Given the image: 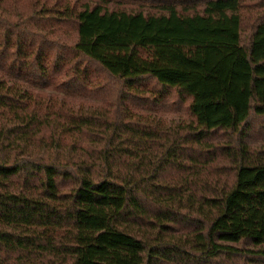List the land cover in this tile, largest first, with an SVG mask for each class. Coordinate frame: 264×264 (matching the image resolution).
<instances>
[{
  "label": "trees",
  "instance_id": "16d2710c",
  "mask_svg": "<svg viewBox=\"0 0 264 264\" xmlns=\"http://www.w3.org/2000/svg\"><path fill=\"white\" fill-rule=\"evenodd\" d=\"M108 1L0 0V264H264V0Z\"/></svg>",
  "mask_w": 264,
  "mask_h": 264
},
{
  "label": "rangeland",
  "instance_id": "374dc122",
  "mask_svg": "<svg viewBox=\"0 0 264 264\" xmlns=\"http://www.w3.org/2000/svg\"><path fill=\"white\" fill-rule=\"evenodd\" d=\"M105 3H110L108 0H104ZM120 6H139L135 3L124 2L117 0L115 2ZM109 37V36H108ZM107 37V38H108ZM119 35L111 37L114 40H118ZM118 38V39H117ZM147 42L159 41V42H178V43H197V44H227L235 45L237 42V25L232 23H226L223 27H217L214 25L211 30L207 32H196L187 27H176L174 29L165 30L160 33L158 38H146ZM240 264V263H239Z\"/></svg>",
  "mask_w": 264,
  "mask_h": 264
}]
</instances>
